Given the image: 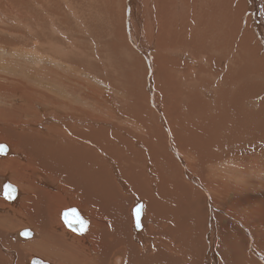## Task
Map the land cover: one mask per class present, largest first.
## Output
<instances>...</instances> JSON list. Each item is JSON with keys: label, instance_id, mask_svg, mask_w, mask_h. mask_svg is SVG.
I'll return each mask as SVG.
<instances>
[{"label": "bare ground", "instance_id": "obj_1", "mask_svg": "<svg viewBox=\"0 0 264 264\" xmlns=\"http://www.w3.org/2000/svg\"><path fill=\"white\" fill-rule=\"evenodd\" d=\"M3 1L1 16L12 26L0 29V68L12 77L0 74V102L7 109H0V141L11 147L0 154V264H109L119 248L125 253L112 254L111 264H264V192L251 194L245 183L254 177L250 187L264 188V102L256 97L263 87L247 91L240 84L248 58L254 72L247 76L263 77L256 47L264 44V0L260 8L247 0L252 16L245 22L256 24L258 40L242 25L246 0H106L110 23L115 20L114 46L138 51L136 64L146 59L149 93L143 101L134 96L122 102L111 86L101 90L82 78V99L70 101L78 109L57 105L53 95L64 100L74 90L55 92L48 85L39 91L9 71L68 61L65 44L49 38L63 34L59 24L66 17L58 0H21L24 9L18 0ZM92 1L100 0L82 4ZM48 13L50 20L42 22ZM26 28L47 37L33 47L2 40L24 38ZM229 47L234 52L228 54ZM191 59L199 61L200 74L205 65H217L225 84L191 78ZM229 62L234 68L224 75L222 64ZM52 72L45 74L51 78ZM203 84L201 95L196 89ZM52 118L58 125L48 123ZM7 183L19 189L13 200L3 196ZM136 203L143 206L139 230L132 217ZM66 208L76 209L85 231L65 229ZM34 233L36 241L24 244Z\"/></svg>", "mask_w": 264, "mask_h": 264}, {"label": "rangeland", "instance_id": "obj_2", "mask_svg": "<svg viewBox=\"0 0 264 264\" xmlns=\"http://www.w3.org/2000/svg\"><path fill=\"white\" fill-rule=\"evenodd\" d=\"M5 1L6 0H4L3 2L6 3ZM83 1L84 0H65V1L64 0H58L60 10H61L63 16L66 17V19L63 20V24H59L61 26V28H62L61 30L63 31V34L61 33L62 34L61 36L49 37V38H52L53 40H55L59 44H65L64 45V48H66L67 51H68V53L70 54V56L67 57V60L68 61H62V62H60L61 64L60 63H48V64L46 63V64H43V65H46L48 67L44 66V68H40V69H38L37 67L35 68L34 66H32V69H29L31 67L28 66V68H25L24 65H18V66H15L14 68H9V71L11 69H14V73L15 74L13 76H14V79L17 82L18 81L24 82V83L32 86L33 88H35V89H37L39 91H45L46 92V88L48 89V85H49V88L50 89H53L54 90V89L57 88L55 92H57V91H66V92H69L70 90H72V91L74 90V92L66 93V95L68 94L67 95L68 98H66L64 100H63V98L62 99L59 98L55 93L53 94L50 91L54 96H56L55 103L57 105H60V104L61 105H65L66 104L65 106L67 108H68V106H70V104H71L72 109H78V108H81L82 107L81 105H78L77 106V105H74L72 102H70L71 99H72L73 102H76V100L78 102L80 99H82V95L84 94L83 93L84 91L82 90V88H84V87L82 86V84L80 85V83H79V81H81L82 78L85 79V81H87L92 87H95L96 86V88L99 87V89H101V90L107 89V85H108V87L111 86L112 89L115 92L113 95L115 97L118 96L117 98L121 99L122 102H124L125 100L126 101H129V100H127V98L130 97V99H132L134 96H136V99L139 98V97H141L140 98V101H143L145 99L146 94L149 93V87L147 86V82L145 80L146 74L148 73L147 74L148 77H150V75H151V71H149V67L146 64V59H142V61L140 60L138 62V64H136V57H134V56H135V54L138 53V51L137 52L134 51V53H135L134 54V53H131V52H128L127 50H125L126 48L125 49L123 48L124 49L123 50V49H120L118 47H115L118 43L117 42H114L115 40H113V37H111V35H110L112 33V30H110V27L114 23L115 20H113L110 23L109 18H111V16H110V13L107 10V5H106L107 2H106V0H104V1H101L100 0L99 3H94L92 1V3L89 6H87V7H86V4L85 5L82 4ZM237 1L244 2V0H237ZM260 1L259 0H254L253 4L256 5V6H258L260 8ZM79 2H81V4ZM102 2L105 3V5H103ZM18 3H21V0H18V2L15 1V5L18 6L19 8H21V9H24V7L21 6ZM246 3H247V7H249L250 4L248 3L247 0H246ZM56 6H58V5H52V10H54L53 8H55ZM116 6L119 7V3H117ZM4 8L7 10L6 7H4ZM228 8H229V5H228ZM34 9L36 11H38V12H41L38 8H34ZM0 10H2V9H0ZM25 10H28V9L26 8ZM56 10H58V8ZM1 13H3V12H1ZM1 13H0V17L3 18V19H5L4 17L1 16ZM106 13L109 14V15H107ZM251 13H252V9L249 7L247 9V12L244 14L243 18L241 19L242 25L244 27L245 26L246 27L249 26V29H251L253 31V33H252L253 38H255V40H258L260 35L257 33V29L255 28L256 27V24H254V23H251L250 24V22L247 24L245 22V21H247L252 16ZM261 14L264 17V12L263 11H261ZM50 17H51V14L50 13L46 14V18H43V19L41 18L42 19V22H44V23L48 22L50 20ZM1 18H0V29L4 28L6 25L7 26L8 25L9 26H12L11 25V22L12 21L9 19V17L7 19H5V20H2ZM86 23L87 24L89 23L88 24L89 26L87 27V29L89 27H90V29H88V30L87 29L84 30L85 29L84 28V24H86ZM31 24H32V28L36 31V28H35V26L33 25L32 22H31ZM68 27L70 28V30H67L66 29ZM225 29H227V23H225ZM228 30H229V25H228ZM35 31L29 33V32H27V28H26V36L24 38L23 37L20 38V36H18V35L11 34V35H5L4 37H2V40L5 41V42H7L8 44L11 43V45H16V44L22 45V44H26V46L33 47L37 40H43L44 41L46 39V37H47V36H45V31L44 30H39L37 32H35ZM92 31H93V33H92ZM68 39H71L75 44H77V46L75 45L76 48L75 47H69L70 46L69 43H67V42L65 43V41L68 40ZM110 41H112V42H110ZM114 43L116 44L115 46H114ZM130 43H131V40H130ZM79 47L83 49L82 50L83 52L80 51V48ZM106 47H107V49H106ZM114 48H116L118 50H116ZM154 50H155V48L152 49L153 53L154 54H157ZM232 52H234V51H233V49L231 47L227 48V53L228 54L229 53H232ZM256 52H257V55H258V59H264V44L263 43L257 45ZM81 54H83V55L81 57H78ZM84 54H86V55H84ZM50 55H52V54H50ZM167 55H168V53H167ZM83 56H86V57H83ZM93 56L96 59H93ZM169 56L172 57L175 60L178 59L177 58L178 55H176V53H174V55H173V53H171V54L169 53ZM79 58H81V59H79ZM246 58H247V56H244V54H242L241 52L239 53V59H242V61H243ZM248 60H251V59L248 58ZM248 60H247V63L245 65V69H244V67H243V69L245 70L244 73H246L247 71H249L250 73L247 72V74H243V78H241V80H240L241 87L244 90H247V91H254L255 90V86H261V87H263V88L260 89V91H259V93H258V95L256 97H258V100L259 101L264 102V74H263L264 73V67H263L262 70H260V74L263 77H259L257 79L253 78V76L252 77L251 76L249 77L247 75L248 74H251L252 72H254L253 71L254 70V65L252 64L253 62L251 63ZM180 61H182V60H180ZM187 61L188 60H186V62ZM72 62H73V64H72ZM0 63H1L0 66L5 64L3 61H1ZM191 63H193V64H191ZM189 64L191 66H193V68H195L194 69L195 70L194 74L191 73V75H190L191 78L194 77V78H197V79H200V80H206L208 82V84L214 83V86L215 87H217V85L218 86H221V85H223V83L225 84L224 81H227V80H225V78L222 79V77L220 76L219 73L215 72L216 71V68H218L217 65L214 68H212L210 65H205L206 66V70H205L204 74H202V73L200 74V71L198 70V68L200 67L199 66L200 64H199V61L198 60L191 59V60H189ZM222 65H223L222 68H224V69L221 72H223L224 75L226 74V71H228V70L230 71L232 68H234L232 66V62H229L227 64V67H226L225 64H222ZM65 67H67V68H65ZM68 67H70V68H68ZM246 68H248V69H246ZM41 69H44V70H41ZM45 70L47 72H44ZM52 70H53L54 73L53 72L51 73L52 75H50L51 76V78H50L47 75ZM59 70H61V71H59ZM24 71H27V72H24ZM63 72H66L67 74L66 73L62 74ZM69 72H71V73H69ZM55 73H56L57 76L55 75ZM214 73H217V74H214ZM0 74L1 75H4L2 77H5V78L8 77V76H11V75H7L4 72V69L3 68H0ZM41 74H42V76L43 75L44 76L42 77ZM172 74H173V72H172ZM208 75H209L210 78L207 77ZM59 76L62 77V78H60ZM32 77H35V78L32 79ZM39 77H41V79ZM48 79H51V80H48ZM209 79H212V81H210ZM42 80H44V81H42ZM31 81L33 83L34 82H36V83L33 84ZM41 84H43V85H41ZM44 85H47V86H44ZM53 85H56L55 88H54ZM60 85L62 86V90H61V86ZM41 86H42V88H41ZM73 86L75 87L74 89H73ZM63 87H65L66 89L63 88ZM116 88H119V89H116ZM206 88H207V85L206 84H203V85L199 86L196 89V91L199 94L203 95L204 94V90ZM76 90H77V92H76L77 94H75V91ZM84 90H85V88H84ZM73 93L75 95H73ZM70 94H72V95H70ZM106 95H107V93H106ZM45 98L46 97L43 98V101L45 100ZM61 101H63V102L61 103ZM63 103H65V104H63ZM85 103H87V102H85ZM3 105H5L4 104V101L0 102V106H1L0 109L4 110V112H5L7 109L3 108L2 107ZM34 105H35V103H34ZM42 105L43 106H46V103L45 104H42ZM86 110L91 111L90 109H86ZM262 110L263 109H260L259 110L260 113L262 112ZM49 111H51V110H49ZM46 112H48V111H46ZM263 114H264V111H263ZM57 119L58 118H52L51 121L48 122V123H51V125H58ZM25 120L32 121L30 118H26V117H23L22 118L21 117V121H25ZM0 124H2V122H0ZM227 124L229 125L228 122H227ZM260 129H262V128H260ZM241 142L243 144H248V143H250L252 141L250 139V140H243ZM3 143H4L3 141H0V145H3ZM7 144L8 143H6V142L4 143V145L8 148L7 150L11 149L10 145L9 144L7 145ZM4 157L6 159V158H9L11 156H9L8 154H6ZM261 172L264 174V170L263 171H260V174H262ZM5 176H8V175H5ZM250 178L251 179H249V178L248 179L247 178L245 179V183L249 187H250V182L253 184L254 181H255L254 177H250ZM7 179H9V176H8ZM252 179H254V181H251ZM13 186L15 187L16 185H13ZM255 186L252 187V185H251L250 188L248 187V190L251 189V190H249V192L251 194H257V191H256V193H254L255 190H257L258 188L260 189V187H261L259 185H257L256 187ZM253 188H254V191H253ZM16 189L19 191V189H18L17 186H16ZM259 189H258V193H260V191H261V193L264 192V188L263 187H261L260 190ZM262 190H263V192H262ZM2 198L6 201V199L4 197H2ZM131 200H134V199H131ZM136 206H137V203L136 204H133L132 209L135 208ZM67 210H70V209L69 208L64 209V211H67ZM62 223H64V222H62ZM63 225L65 226V229L66 230H69L70 232H73L72 230H70L69 228H67V226H66L65 223ZM20 230H22V229H20ZM20 230H18V231H20ZM30 230L33 231L34 229H30ZM18 231L17 232L15 231L16 233L14 232V234L13 233H11V234L15 235V234L18 233ZM33 232H35V231H33ZM8 238L13 243H18V242H15L14 241V238H10V237H8ZM35 238H36V234H35L34 238L25 240L24 241V244L29 243V242H32L31 240L36 241ZM122 248L124 249V247H122ZM73 250H75V249H73ZM118 251H123V250H120V248H119V250L117 249L114 252V254L112 253L113 256ZM27 252H30V251H27ZM112 254L110 256L109 264H111V262H112V258H113ZM22 263L24 264L23 260H22ZM119 264H121V261H120Z\"/></svg>", "mask_w": 264, "mask_h": 264}, {"label": "snow or ice", "instance_id": "obj_3", "mask_svg": "<svg viewBox=\"0 0 264 264\" xmlns=\"http://www.w3.org/2000/svg\"><path fill=\"white\" fill-rule=\"evenodd\" d=\"M6 152V146L4 145H0V153H4ZM15 193H16V189L13 187V185L11 184H6L4 185V194L5 197L9 200L14 199L15 198ZM141 209H142V205L137 206L134 210V216H135V220H136V226L137 228L140 227V215H141ZM69 216L74 217L75 222L78 223L81 227H80V231H84L86 230L87 224L86 222L81 219L75 212V210H72L70 213H65L64 214V218L66 222H70L69 221ZM22 235L28 237L31 235L30 232L25 231L22 233Z\"/></svg>", "mask_w": 264, "mask_h": 264}, {"label": "water", "instance_id": "obj_4", "mask_svg": "<svg viewBox=\"0 0 264 264\" xmlns=\"http://www.w3.org/2000/svg\"><path fill=\"white\" fill-rule=\"evenodd\" d=\"M7 184H10V183H7ZM14 187V186H13ZM15 188V187H14ZM16 189V188H15ZM16 195H17V190H16V193H15V197H16ZM3 196L5 197V194L3 193ZM9 200V199H8ZM11 200H13V199H11ZM140 205H142L141 203L140 204H138L137 206H140ZM136 206V207H137ZM135 207V208H136ZM135 208H134V210H135ZM72 210H75V212H76V214L79 216V213L76 211V209H70V210H67V211H64L63 212V219H64V221H65V218H64V214L65 213H70ZM134 210H133V217H134V224H135V227H136V229L137 230H139V229H141L142 228V226H141V220H142V216H143V206H142V209H141V215H140V227L139 228H137V226H136V220H135V216H134ZM80 217V216H79ZM69 221L70 222H66L65 221V224H66V226H67V228H69L70 230H72V231H74V232H76V233H81V231H80V225L78 224V223H76L75 222V219H74V217H72V216H69ZM87 224V223H86ZM25 231H28V232H30L29 230H24L23 232H25ZM85 231V230H84ZM22 232V233H23ZM83 232V231H82ZM31 233V232H30ZM24 236V235H23ZM31 236V235H30ZM30 236H28V237H30ZM26 237V236H25ZM33 263L34 264H40V261L39 260H34L33 261Z\"/></svg>", "mask_w": 264, "mask_h": 264}]
</instances>
